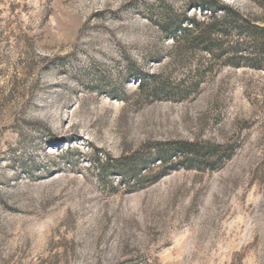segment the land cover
Wrapping results in <instances>:
<instances>
[{"label": "rangeland", "instance_id": "rangeland-1", "mask_svg": "<svg viewBox=\"0 0 264 264\" xmlns=\"http://www.w3.org/2000/svg\"><path fill=\"white\" fill-rule=\"evenodd\" d=\"M193 2L0 0V264H264V69L176 59Z\"/></svg>", "mask_w": 264, "mask_h": 264}, {"label": "trees", "instance_id": "trees-1", "mask_svg": "<svg viewBox=\"0 0 264 264\" xmlns=\"http://www.w3.org/2000/svg\"><path fill=\"white\" fill-rule=\"evenodd\" d=\"M191 5L197 6L199 11L208 10L209 17L203 15L198 18L181 14L179 18L182 20L177 22L173 19L176 24L169 28V33L173 40L172 48L176 59L180 58L185 65L187 59L188 63H191L193 53L198 49L206 51L212 59L225 60L224 63L235 66L239 63L233 59L242 58L254 67L264 69V24L258 23L257 20L260 18H247L237 8L230 7L220 0H198ZM170 20L172 19L165 22ZM228 26H235L240 38V41L233 45L229 42L231 33L226 28ZM241 48L245 49L244 54H239ZM151 80L155 86L157 84L155 75L151 76ZM190 82L192 89H197V80L192 79ZM139 85L141 90L144 89L145 80L141 79ZM210 149L206 145L194 142H183L179 145V151L189 161V166L208 159L212 150ZM217 157H220V152H217Z\"/></svg>", "mask_w": 264, "mask_h": 264}]
</instances>
